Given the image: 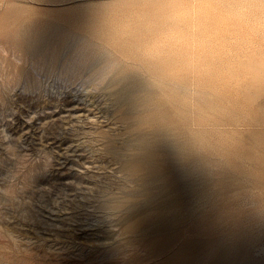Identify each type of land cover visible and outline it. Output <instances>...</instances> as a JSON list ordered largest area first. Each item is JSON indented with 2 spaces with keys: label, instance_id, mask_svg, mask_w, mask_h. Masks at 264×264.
Returning a JSON list of instances; mask_svg holds the SVG:
<instances>
[{
  "label": "rangeland",
  "instance_id": "obj_1",
  "mask_svg": "<svg viewBox=\"0 0 264 264\" xmlns=\"http://www.w3.org/2000/svg\"><path fill=\"white\" fill-rule=\"evenodd\" d=\"M122 1L0 0V8L38 10L55 28L54 50L12 55L23 72L0 76V264H167L185 249L191 264H264V78L251 84L239 66L251 55L264 58V7L235 0L241 27L200 26V0H186L184 36H162L187 43L189 68L203 62L232 73L213 82L186 73L181 137L186 152L198 150V164L185 159L184 201L185 213L196 214L180 237L162 234L157 253L142 222L155 208L118 187L123 172L109 151L111 141L120 148L145 133L154 137L125 108L159 95L155 78L104 41L103 24L138 22L137 5L106 11Z\"/></svg>",
  "mask_w": 264,
  "mask_h": 264
},
{
  "label": "bare ground",
  "instance_id": "obj_2",
  "mask_svg": "<svg viewBox=\"0 0 264 264\" xmlns=\"http://www.w3.org/2000/svg\"><path fill=\"white\" fill-rule=\"evenodd\" d=\"M258 1L264 7V0ZM224 2L229 4L225 6ZM200 3L201 14L196 20L200 26L241 24H236L237 19L234 21L233 17L237 1L200 0ZM185 4L186 0H124L105 9L107 12L121 13L128 11L132 5L139 6L140 17L136 25L125 28L120 19H114L115 16L112 17L114 20L111 24H103L101 28L104 30L101 32L105 35L104 41L111 44L118 54L129 59L135 67L155 78L159 86V95L147 96L140 103L137 100L127 101L125 108L126 113L132 114L129 120L133 124L153 127L154 137L145 133L139 138H128L129 140L124 142L125 146L120 148H116L111 140L109 142V151L114 153L112 157L120 162L118 171L123 172L117 182L118 187L130 195L143 196L146 210L153 207L157 210L151 209L153 211H149L142 219V222L146 223L145 229H148L144 239H147L149 248H155L157 253L165 246L160 236L164 233L168 234L169 239L179 236L177 230L183 228L185 219H191L193 213L194 216L196 214L195 211L185 213L184 201L185 159L188 156L194 157L196 165L198 164V150L192 147L190 152H186L181 137V124L187 114V100L182 90L186 73L191 70L206 73V79L212 82L232 73L231 68L217 71L210 63H206L207 68L204 69L203 62H196L189 68L186 60L187 43L177 44V40H165L162 37L168 31L184 36V29L191 23ZM38 14V10L20 8L12 4L0 8L1 77L5 78L11 72H23L22 65L11 60L12 55L18 59L26 55L35 57L46 50V47L55 49L52 43L54 38L51 39V35L55 33L54 24L52 21L40 19ZM207 22L210 23L206 24ZM239 66L250 74L251 84L259 85V80L264 78L262 57L251 55L247 61L239 62ZM122 148L127 152L122 151ZM128 149L137 151L129 152ZM258 161L264 165V156ZM101 209L108 212L110 207L102 205ZM196 219L189 223V228L197 227ZM169 230H175L176 233L169 234ZM185 250L180 253L182 258L167 264H191L185 260ZM193 264L196 263L193 261Z\"/></svg>",
  "mask_w": 264,
  "mask_h": 264
}]
</instances>
